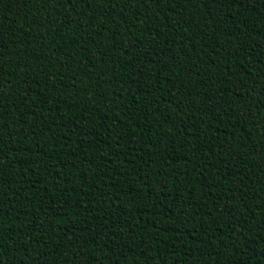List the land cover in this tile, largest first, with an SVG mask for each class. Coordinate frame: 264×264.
I'll use <instances>...</instances> for the list:
<instances>
[{
  "label": "trees",
  "instance_id": "1",
  "mask_svg": "<svg viewBox=\"0 0 264 264\" xmlns=\"http://www.w3.org/2000/svg\"><path fill=\"white\" fill-rule=\"evenodd\" d=\"M0 264H264V0H0Z\"/></svg>",
  "mask_w": 264,
  "mask_h": 264
},
{
  "label": "snow or ice",
  "instance_id": "2",
  "mask_svg": "<svg viewBox=\"0 0 264 264\" xmlns=\"http://www.w3.org/2000/svg\"><path fill=\"white\" fill-rule=\"evenodd\" d=\"M56 3H60V0H55ZM69 3V0H66ZM45 3H48V0H45ZM72 3V0H71ZM0 241H2V236H0Z\"/></svg>",
  "mask_w": 264,
  "mask_h": 264
}]
</instances>
